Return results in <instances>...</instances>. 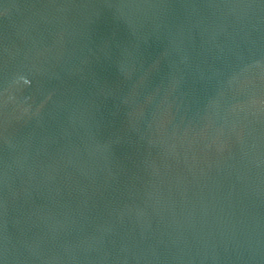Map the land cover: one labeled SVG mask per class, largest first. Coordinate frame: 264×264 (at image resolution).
I'll return each instance as SVG.
<instances>
[{
    "label": "water",
    "instance_id": "water-1",
    "mask_svg": "<svg viewBox=\"0 0 264 264\" xmlns=\"http://www.w3.org/2000/svg\"><path fill=\"white\" fill-rule=\"evenodd\" d=\"M0 264H264V0H0Z\"/></svg>",
    "mask_w": 264,
    "mask_h": 264
}]
</instances>
